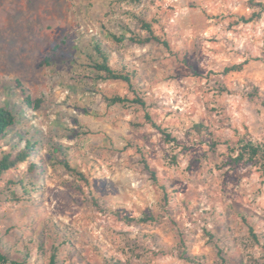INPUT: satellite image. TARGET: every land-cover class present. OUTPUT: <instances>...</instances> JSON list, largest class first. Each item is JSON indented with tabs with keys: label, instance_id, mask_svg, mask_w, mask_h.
I'll return each mask as SVG.
<instances>
[{
	"label": "rangeland",
	"instance_id": "374dc122",
	"mask_svg": "<svg viewBox=\"0 0 264 264\" xmlns=\"http://www.w3.org/2000/svg\"><path fill=\"white\" fill-rule=\"evenodd\" d=\"M257 11L251 0H0V107L17 118L0 163L30 139L43 171L0 173V252L28 264H264V175L228 150L264 140V13L245 22ZM143 22L169 47L133 44ZM95 42L135 68L133 89L95 79ZM116 95L145 106L110 104ZM143 214L159 221L128 223Z\"/></svg>",
	"mask_w": 264,
	"mask_h": 264
},
{
	"label": "trees",
	"instance_id": "16d2710c",
	"mask_svg": "<svg viewBox=\"0 0 264 264\" xmlns=\"http://www.w3.org/2000/svg\"><path fill=\"white\" fill-rule=\"evenodd\" d=\"M251 7L254 9H258V11L254 12L251 18L249 19L245 20L243 18L246 23H249L255 19H260L264 13L263 3L256 2V0H251ZM142 27L146 31V36H141L140 34L132 35L129 38V40L133 44L148 45L152 42H156L166 47H169V44L166 41L162 40V38L155 33L152 25H150L148 22H143ZM114 38L117 41L122 42L125 36H123V38L120 39L114 35ZM94 52L96 54V57L91 58L92 63L90 64V68L93 71L96 80L123 82L126 83L131 89H133V81L138 77L137 76L138 72L135 70V68L132 67L131 64H128L123 60L113 64L109 52L105 50L99 42H95ZM243 67L244 64L236 65L227 68L225 72L226 73L240 72L243 70ZM133 92L136 93L135 91ZM106 99L110 104H114V105L115 104L126 105L130 103L131 104L138 103L143 107L145 106V102L139 96H136L135 100H130L128 96H120V95H116L111 98L106 97ZM30 101H31V97L27 96L26 102L28 104H31ZM37 102L38 104H40L41 100H38ZM147 119L151 121L149 115L147 116ZM16 122H17V118L11 110H9L6 107H0V141L8 137L10 133V128L14 126ZM151 123L156 129H158L164 135V137L170 143H177V139L175 137H172V135L168 133V130L162 129V127L157 125L155 122H151ZM192 131L194 134L202 137L203 141L206 143L207 146L210 147V149L216 150L217 147L219 146V140H217L214 137L213 133L210 131V128L206 126L204 123L194 124L192 127ZM36 146H38V143H33L32 140L28 139L26 140L25 146L19 151H12L10 153L4 154V157L0 163V173L11 169H16L20 164L29 162L30 173L32 174L36 173L39 177H42L43 174V171L41 170L42 166L40 165L39 161H36L37 159V151L35 150ZM228 150L230 152V158L233 164H237V165L251 164V165L259 166V168L261 169L264 175V140L257 141L247 136H244L241 137L240 140L234 146L228 144ZM66 165L71 169V166H69L68 163H66ZM146 168L150 170V167L147 164H146ZM151 173L154 181L158 182V178L156 177L154 172ZM77 174L79 177H81V180L84 181V183L88 184V180L86 179L84 174L79 172H77ZM9 191H11L12 194L15 196V193L12 190ZM157 221H159V219L155 218L153 215L143 214L139 218H129L128 223L129 224L154 223ZM209 235L210 237H213L211 234ZM251 238L253 244H257V245L261 244L260 237L254 232L253 229H251ZM56 258L57 256L53 254L49 264H57ZM0 264H28V263H27V259H22V260L10 259L8 256L0 252Z\"/></svg>",
	"mask_w": 264,
	"mask_h": 264
}]
</instances>
